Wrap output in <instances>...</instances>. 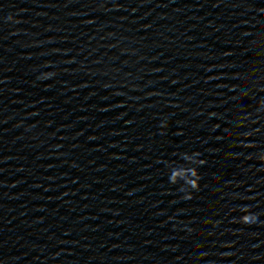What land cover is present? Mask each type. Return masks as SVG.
<instances>
[{
	"label": "water",
	"instance_id": "1",
	"mask_svg": "<svg viewBox=\"0 0 264 264\" xmlns=\"http://www.w3.org/2000/svg\"><path fill=\"white\" fill-rule=\"evenodd\" d=\"M260 160L264 0H0V264H264Z\"/></svg>",
	"mask_w": 264,
	"mask_h": 264
},
{
	"label": "clouds",
	"instance_id": "2",
	"mask_svg": "<svg viewBox=\"0 0 264 264\" xmlns=\"http://www.w3.org/2000/svg\"><path fill=\"white\" fill-rule=\"evenodd\" d=\"M9 20H12L13 18L10 16L8 17ZM55 73L53 72H47L44 73L40 78L44 79V78H49L51 76H54ZM166 126V125H165ZM261 161V160H260ZM264 162V161H261ZM184 173L182 170H176L173 172L171 178H170V183L171 184H180L179 181L182 179ZM184 187V185L180 184V188ZM193 190H199V180H195L194 182H189L187 190L186 191H182L185 193L184 199H191L192 195L191 192ZM248 208V207H246ZM257 215L252 213L251 210L248 208V211L242 215L241 217H239V222L246 224V225H250V224H255L257 222Z\"/></svg>",
	"mask_w": 264,
	"mask_h": 264
}]
</instances>
